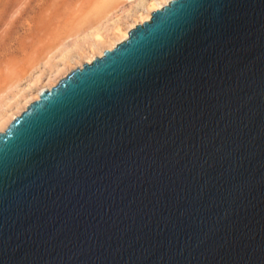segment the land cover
Masks as SVG:
<instances>
[{
	"label": "water",
	"instance_id": "water-1",
	"mask_svg": "<svg viewBox=\"0 0 264 264\" xmlns=\"http://www.w3.org/2000/svg\"><path fill=\"white\" fill-rule=\"evenodd\" d=\"M0 264H264V0H170L0 132Z\"/></svg>",
	"mask_w": 264,
	"mask_h": 264
},
{
	"label": "rangeland",
	"instance_id": "rangeland-1",
	"mask_svg": "<svg viewBox=\"0 0 264 264\" xmlns=\"http://www.w3.org/2000/svg\"><path fill=\"white\" fill-rule=\"evenodd\" d=\"M104 1L0 0V106L32 76L42 73L41 78L45 79L49 65H61V54L72 47L74 38L87 33ZM145 1L114 0L103 11V15H108L102 21L103 28L107 30L115 22L132 19ZM67 53L72 60L77 57L74 49ZM74 66L80 67L72 64L68 72Z\"/></svg>",
	"mask_w": 264,
	"mask_h": 264
},
{
	"label": "bare ground",
	"instance_id": "bare-ground-1",
	"mask_svg": "<svg viewBox=\"0 0 264 264\" xmlns=\"http://www.w3.org/2000/svg\"><path fill=\"white\" fill-rule=\"evenodd\" d=\"M113 1L114 0H105L100 4V7L98 6V12L96 11L93 17L99 16L89 24L87 33H85L82 38L78 36L80 39L75 36L77 40L74 38L75 41L73 45H70L72 47L69 46L70 48H67L68 50L74 49L76 51L77 57L75 56V59H71L67 53L68 50L62 53L59 57L62 62H60L61 65L47 66L49 74L45 79L41 78L42 73L32 76L23 88L19 89L18 92L16 91L17 93L10 99H6L7 101L4 104H1L0 132L3 131L7 124L23 111L30 102L37 99L40 91L50 88L58 79L63 77L68 72L69 66L72 64L81 66L82 63H89L94 57H100L102 51L110 50L117 43L126 39L129 29L133 28L136 24L148 21L152 11L166 5L170 0H146L139 10L132 15V19L129 18L130 20L124 23L115 22L109 29L105 30L102 26V21L106 19L108 15H103V13H105L103 11H105L108 5L110 3L112 4Z\"/></svg>",
	"mask_w": 264,
	"mask_h": 264
}]
</instances>
